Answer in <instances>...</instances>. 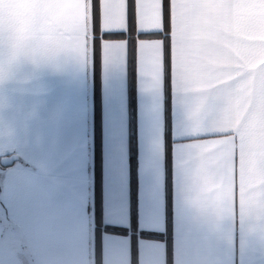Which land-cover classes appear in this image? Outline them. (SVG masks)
I'll return each mask as SVG.
<instances>
[{
    "label": "crops",
    "instance_id": "crops-1",
    "mask_svg": "<svg viewBox=\"0 0 264 264\" xmlns=\"http://www.w3.org/2000/svg\"><path fill=\"white\" fill-rule=\"evenodd\" d=\"M11 4L0 264L94 263L95 50L101 222L128 231L100 233V264H132L133 243L135 264H264V0H133L159 35L136 39L130 93L127 41L95 47L89 0ZM127 10L98 0L100 31Z\"/></svg>",
    "mask_w": 264,
    "mask_h": 264
},
{
    "label": "trees",
    "instance_id": "trees-1",
    "mask_svg": "<svg viewBox=\"0 0 264 264\" xmlns=\"http://www.w3.org/2000/svg\"><path fill=\"white\" fill-rule=\"evenodd\" d=\"M133 0H128V24L127 30L124 32H101L99 29V12H98V0H89V19H90V33L94 45L96 47L97 42L100 39L115 40L125 39L128 46L127 54V72H128V89L129 93L132 89L133 77H134V53H135V41L137 38L154 37L159 35L158 33H137L133 24ZM164 40L166 45L167 40V23L164 28ZM166 51V50H165ZM97 51L93 52V78H95L93 85V216H94V263L100 264V243L99 236L101 232L110 233H125L127 230L119 227L103 224L101 222V205H100V100H99V86L97 83V70H96ZM130 158L134 156L132 149L130 151ZM167 195L169 194V183L166 184ZM135 234H129L133 239L138 236L150 239L164 238L165 234H156L145 231H134ZM136 262L135 244L132 247V264Z\"/></svg>",
    "mask_w": 264,
    "mask_h": 264
},
{
    "label": "rangeland",
    "instance_id": "rangeland-1",
    "mask_svg": "<svg viewBox=\"0 0 264 264\" xmlns=\"http://www.w3.org/2000/svg\"><path fill=\"white\" fill-rule=\"evenodd\" d=\"M11 10V0H0V74L11 70V62L7 63L6 60L7 57L11 58ZM16 35L23 37L24 31L20 30Z\"/></svg>",
    "mask_w": 264,
    "mask_h": 264
},
{
    "label": "water",
    "instance_id": "water-1",
    "mask_svg": "<svg viewBox=\"0 0 264 264\" xmlns=\"http://www.w3.org/2000/svg\"><path fill=\"white\" fill-rule=\"evenodd\" d=\"M11 162H12V158L10 156H3L0 159V164L4 166L10 164Z\"/></svg>",
    "mask_w": 264,
    "mask_h": 264
}]
</instances>
